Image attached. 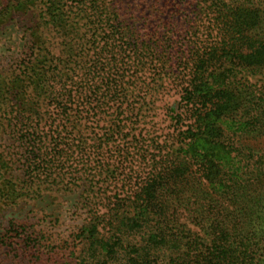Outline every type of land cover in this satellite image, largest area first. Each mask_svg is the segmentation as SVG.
Instances as JSON below:
<instances>
[{
    "label": "trees",
    "instance_id": "obj_1",
    "mask_svg": "<svg viewBox=\"0 0 264 264\" xmlns=\"http://www.w3.org/2000/svg\"><path fill=\"white\" fill-rule=\"evenodd\" d=\"M78 1L0 0V28L17 16L31 21L19 73L0 75V138L16 137L36 178H61L80 160L100 178L86 191L95 206L73 234L79 249L62 264H264V0H211L218 40L181 63L190 80L172 117L175 144L129 139L131 114L119 107L95 167L80 137L84 120L124 102L140 115L149 103L129 101L139 73L161 69L160 44L186 51L159 25L152 32L163 38L142 35L128 12ZM22 196L0 176V201ZM26 230L12 224L0 242L39 261L48 247L32 246Z\"/></svg>",
    "mask_w": 264,
    "mask_h": 264
},
{
    "label": "rangeland",
    "instance_id": "obj_2",
    "mask_svg": "<svg viewBox=\"0 0 264 264\" xmlns=\"http://www.w3.org/2000/svg\"><path fill=\"white\" fill-rule=\"evenodd\" d=\"M105 2L111 7L121 9L125 15L128 12L125 19L138 27L136 33L154 34L156 25H159L160 32L168 34L169 41L170 39L176 43L182 41L184 46L179 44V47L186 53L179 54L177 50L169 47L173 45L172 42L160 44L162 54H157V57L161 69L153 68L139 73L140 79H136L134 83L136 86L134 96L129 97L132 106L141 105L139 104L141 99L149 103L144 105L140 115H137L136 111H125L127 102H124L110 104L107 114L102 112L94 118L91 116L87 121L84 120L85 129L82 128L80 137L89 154L92 153L95 157L92 167L98 166L95 160H98L97 154L103 149L97 146L105 142L104 134L109 131L114 118L112 113L119 107L126 116L131 114L126 122V131L130 133L129 139L133 134H142L147 139L155 138L175 144L172 117L179 111L183 89L190 80L189 69H185L181 63L194 56L190 52L195 50V47L205 44L203 48H207L218 40L212 39L215 33L213 28L215 15L211 13V0H105ZM36 19L33 17L30 20ZM29 24L31 25V21L29 23L25 17L17 16L14 21L0 28V75L4 78L8 79L13 74H18L23 60L29 55L27 54L30 47ZM154 36L163 38L157 34ZM74 142L78 143L75 139ZM79 150L72 146V150L68 152L71 161L73 159L75 161ZM28 157V153L23 151L21 143L10 131L2 134L0 176L12 180L24 196L13 203L8 200L0 201V238L9 231L12 224L23 225L27 229V239L31 237L33 240L30 243L32 246L38 245L39 243L35 242L41 241L40 244L48 248L43 249L40 260L37 261L30 254L20 256L21 253L12 251L10 247L0 242V264H57L56 262L62 264L65 257L74 249H79L78 241H74L73 234L79 231L90 214L89 210L95 206L86 199L95 192L88 194L86 191L91 190V184L98 185L100 178L86 174L91 167L84 164V160H80L64 168L61 178L56 171L52 178L42 180L27 170ZM57 166L58 170L63 168L62 164ZM101 198L102 196L99 198L96 196L95 201L101 202ZM34 232L44 233L46 240L39 239L41 235L38 237ZM33 255L37 257L39 252L34 251Z\"/></svg>",
    "mask_w": 264,
    "mask_h": 264
}]
</instances>
